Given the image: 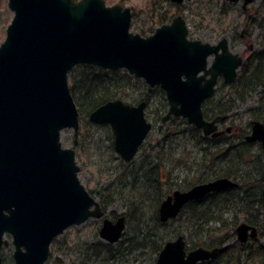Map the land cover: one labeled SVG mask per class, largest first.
<instances>
[{"label": "water", "instance_id": "water-1", "mask_svg": "<svg viewBox=\"0 0 264 264\" xmlns=\"http://www.w3.org/2000/svg\"><path fill=\"white\" fill-rule=\"evenodd\" d=\"M181 4L186 0H170ZM242 1L243 9L257 0ZM13 17L0 43V264L1 250L13 245L12 264H44L55 237L71 225L101 219L99 236L107 243L120 240L125 216L114 221L77 176L74 150L60 142L63 129L78 136L79 113L69 89L68 73L78 64L124 69L159 86L168 109L161 121L180 116L204 135H217L219 115L206 120L202 103L214 92L218 78L231 84L242 62L222 36L215 44L189 40L182 15L155 28L149 36L129 30L131 10L103 0H8ZM146 101L133 105L113 99L88 114L91 123L107 124L113 148L131 161L149 130ZM248 140L264 146V124L252 121ZM227 177L173 190L158 206L160 222L175 218L190 201L211 192L236 188ZM264 204V186L262 189ZM244 243L257 236L245 222L235 228ZM221 247L198 246L187 251L185 238L167 240L154 264H198L215 258Z\"/></svg>", "mask_w": 264, "mask_h": 264}, {"label": "rangeland", "instance_id": "rangeland-1", "mask_svg": "<svg viewBox=\"0 0 264 264\" xmlns=\"http://www.w3.org/2000/svg\"><path fill=\"white\" fill-rule=\"evenodd\" d=\"M7 1L8 0H0V43L4 40L6 27L13 17V12L8 8ZM103 1L106 6L120 4L122 7L130 8L134 16L131 17L129 30L145 37L144 35L146 34H143L142 29L149 27L147 20H150V15H153L150 14L152 9H154L152 6L153 4L151 5L148 0H125L124 2H120L119 0ZM224 1L225 0H186L181 3L182 7H180L179 11L181 12L179 14L186 20L188 27L187 38L189 40H200L203 43L208 42L210 44H215L218 39L225 36L228 39L230 51L240 55L244 46L237 39V35L241 30L240 25L244 24L246 21V14L241 15V1L233 3L225 1L227 4L224 3ZM260 1L261 0H257L250 3L247 6V11L250 14L251 12H255L260 6ZM161 5L163 7L162 10L171 9L173 11L171 20L173 17L179 15L175 14L176 5L171 6L165 1H163ZM227 6H229L230 9ZM171 20L165 23H170ZM158 26L160 25H153V31L147 34H152ZM250 42L253 43L255 50H260L256 39L250 40ZM78 65L74 66L68 74L70 84L73 76H79L81 75V71H83ZM92 66L94 67V73L104 75L105 79L116 83L122 93H127L126 98H119L125 103L135 105L142 100L149 89H154L150 88L143 79L129 74L124 69L111 70L94 65ZM112 71L120 72L115 74L112 73ZM123 72L128 74V82H124V78L121 76ZM96 74H94V76L100 79ZM79 79H81V76ZM232 91L233 88L231 84H226L222 80H219L211 96L213 102L219 101L225 105H233L232 110L227 114L224 123L220 124L219 129L224 130L230 126H238L239 128L248 130V121L251 116L252 108L254 107L255 94L249 95L243 101H240L234 100ZM163 93L164 92L161 93L157 89H154L150 93L151 99L149 101L145 99L147 102L145 118L151 123L152 128L137 154L130 162L122 161L119 154L111 147L113 146V134L110 126L107 124L98 125L91 123L88 120V116L86 117L85 115V118L79 122L76 143H74L75 138L72 129L67 128L61 131L60 142L62 147L72 148L74 150L75 163L79 167L77 172L78 179L99 203L100 195L107 193L105 190L107 185L111 181H116V179L118 180L119 178H123L128 184L134 187V190H130L129 188L127 191L130 193H127L134 194L135 196L133 197L135 199L142 201L146 197L152 196L154 190L150 188L147 177L145 178V168L140 165L141 163L144 165V163L159 162L155 159L156 153H159V144L165 146V150L167 151V155H165L166 160H164L166 168H162L159 173L163 180V191L168 187L171 188V190L184 189L190 182H200L199 179L209 174L211 169L217 170L220 166H224L223 163L221 164V162L218 161L214 164L211 160L212 156H209L208 153H204L202 149H205V146L208 144L207 138L205 139L201 130L188 123L185 118L171 116L165 122L161 121L162 116H164L168 109L165 94ZM163 100L166 101L165 107H163ZM161 110H163V112ZM165 134H168V136L166 142H163L162 138ZM230 134L231 131L225 132L222 137L227 138ZM226 148V145H224L223 148L221 147L220 154L223 155V150ZM149 152L150 154H148L147 157V153ZM226 157L228 161L232 159L231 154H227ZM208 162L210 163L208 164ZM245 165H247V168L243 166L242 179L257 180V174L250 173L249 163ZM140 167L142 171H139ZM128 174H133L136 177H130ZM118 186L119 185H113L111 188L112 190H118ZM125 197L129 199L126 193ZM126 199H117L110 202L104 211L105 216L110 219H114L113 213L117 214V216L120 214L125 216L126 226L119 241L107 245L106 250L104 248L102 252L96 254L100 245H105L107 243L100 238L98 233L101 226V219L89 218L80 225H71L67 227L63 233L53 239L49 249V256L44 264H82V262L84 264H154L158 253L151 251L149 247H141L138 243L151 242L154 239L160 241L161 238L162 240L164 239L163 242L173 239L174 232L179 230V223L167 222L157 230L152 228V224L148 222V219H146L143 224H139L132 217H126V214L129 213L128 200ZM148 203L152 206L151 204L153 201H148ZM148 203L145 202L144 204L148 205ZM261 213H264L263 206L262 209L259 210V218L261 219V231H259L264 233V215ZM147 215L148 213H146V216ZM189 235L190 234H184L186 242L193 239H189ZM220 235L221 232L218 231L212 233L215 239ZM5 237L8 240V246L2 249V263L12 264L11 255L13 252V245L11 244L10 236L5 235ZM205 239L207 241V238ZM221 245L227 247V251L231 250L230 248L234 250L238 248L239 258L238 253L234 251L236 258H238L235 264H258L259 258L256 257L253 260L246 258L247 248H264V234L256 239L248 240V247L241 248L243 244L239 243L236 239L235 232L231 231L228 240ZM227 255L228 252L223 258Z\"/></svg>", "mask_w": 264, "mask_h": 264}, {"label": "trees", "instance_id": "trees-1", "mask_svg": "<svg viewBox=\"0 0 264 264\" xmlns=\"http://www.w3.org/2000/svg\"><path fill=\"white\" fill-rule=\"evenodd\" d=\"M120 2H124L125 0H119ZM150 4L154 7L150 12V20H147L148 26L146 29L143 30V34H147L153 31V25H161L169 20H171L173 16V11L171 9L162 10L161 3L165 1L166 3L170 4L171 6L176 5L175 14H179L181 11L180 7L181 4H174L170 0H148ZM224 3H226L224 1ZM227 4V3H226ZM158 6V7H157ZM229 9L230 7L227 6ZM157 8V9H155ZM255 19L253 25L256 27L257 34L256 40L259 44L260 50L256 53V63L252 66V70L254 66L257 64L258 72L255 75L249 74L251 71L250 66H247V62H245L240 68L238 69V73L236 79L231 84L233 88L234 100L243 101L253 92H255L259 86L263 85L264 83V0L260 1V6L255 10ZM134 16V13H133ZM142 34V35H143ZM250 36V35H249ZM238 37V35H237ZM246 40H250L249 37H246ZM79 67L83 69L81 71V75L73 76L71 80V84L69 83L70 92L74 98L75 104L78 108L79 113V122L88 116V114L95 109L97 106L101 105L102 103L118 99V98H126L127 93H122L119 89V86L116 83H113L111 80H107L104 78V75H98L94 73V67L92 65L86 64H79ZM71 71H69L70 73ZM120 71H112V73L118 74ZM68 73V74H69ZM94 74L100 77L97 78ZM128 74L123 72L124 82L129 81ZM81 76V79L79 77ZM79 79V80H78ZM68 82H69V75H68ZM159 92H163L158 86L154 87ZM154 89H149L146 95L142 98V100L149 101L151 99V92ZM149 93V94H148ZM164 94V93H163ZM211 98V97H210ZM145 100V101H146ZM213 99H207L203 103V111L204 117L208 118L209 115H225L228 114L231 110L233 105L232 104H222L219 101L213 102ZM163 107L166 106V101L163 100ZM211 110L212 114L208 115V112ZM162 109V106H161ZM164 109V108H163ZM163 112V110H161ZM163 117V116H162ZM238 126H232L231 134L234 136L236 132L239 131ZM196 128V127H195ZM240 137L242 138L243 130L240 129L239 131ZM168 134H165L162 138L163 142H166ZM234 137H230L231 139ZM222 144H227V139ZM244 144V141H242ZM159 153H156V160L159 162L157 163H141V167H144L145 170V178L147 177V181L149 182L150 188L154 190V193L150 197H146L145 199L138 200L135 199L133 196L134 194H128L127 191L129 188L130 190H134V187L131 184H128L123 178L116 179V181H111L108 185L106 190V194L100 195L99 201L103 211H105L106 206L117 199H126L125 193L129 196L128 200V208L129 213L126 214V217H132L135 219L139 224H143V222L148 219V222L152 224V228L157 230L161 226L165 225L167 222H178L179 223V230L174 232V237L178 235L190 234V241L186 242V244L190 246V248L203 245L205 247H213L217 245H221L223 242H226L229 237V233L234 231L237 224L241 221H244L248 224L257 225V223L261 222L259 218V210L262 209V200L260 196L262 180H253V179H242L244 167L247 168L246 163H249V159L251 157V148L242 149V161L240 166V174L241 182H239L238 187L236 188H228L221 190L219 192H212L204 196L203 198L188 202L177 215V217L168 220L167 222H160L158 218V206L161 200L166 196L168 193L172 192L171 188H166L165 191L162 190L163 180L162 176L159 175L160 170L166 168V160L165 155H167V151L165 150V146L159 144ZM113 148V146H111ZM223 148V145H222ZM232 147H227L224 154L221 153V148L216 150V155H219L221 158L227 154L234 155V150L231 149ZM203 150V149H202ZM204 151V150H203ZM147 153V157H148ZM213 154V153H212ZM211 156L213 157V155ZM214 154V155H215ZM123 161V160H122ZM147 161V160H146ZM149 162V161H148ZM229 162H233L231 159ZM250 165V164H249ZM211 166V165H210ZM220 166V165H219ZM244 166V167H243ZM139 168V171H142V168ZM151 173V174H150ZM114 175V174H113ZM130 177H136L133 174H128ZM209 176V177H207ZM239 176V174H238ZM217 177H227V178H236L237 173L235 174L232 166L228 163H225L224 166H220L217 170L211 169L210 173L205 175L204 177L200 178V182H203L208 179H213ZM196 182V181H195ZM195 182L188 183L187 186L184 187L185 190L188 189L192 184ZM119 185L118 190H112L111 186ZM182 188V187H179ZM112 190V192H111ZM136 191V190H135ZM134 191V192H135ZM130 193V192H129ZM148 201H153L149 205ZM147 202L148 205L144 203ZM146 213L148 215L146 216ZM227 214V215H226ZM264 215V213H261ZM113 217L115 218L117 214L113 213ZM261 215V216H262ZM126 219V218H125ZM218 231L221 232V235L218 238H213L212 233ZM184 233V234H182ZM192 235V236H191ZM173 237V238H174ZM207 238V241L206 239ZM164 240V239H163ZM162 238L160 241L158 239H154L151 242H140L138 243L141 247H149L151 251L158 253L162 248L163 242ZM167 241V240H166ZM111 243H107L105 245H100L99 249L96 251V254L102 252V250H106L107 245ZM241 248H246L241 246ZM231 250L227 251L226 248L223 250L216 258L210 259L207 261L202 262L201 264H235L239 258V251L238 248L235 250L230 248ZM246 258L253 260L254 258H259L258 264H264V248L263 247H252L247 248ZM234 251L238 253V258L234 254ZM228 252V255L223 258V256ZM222 259V260H221ZM82 264H84L82 262Z\"/></svg>", "mask_w": 264, "mask_h": 264}, {"label": "flooded vegetation", "instance_id": "flooded-vegetation-1", "mask_svg": "<svg viewBox=\"0 0 264 264\" xmlns=\"http://www.w3.org/2000/svg\"><path fill=\"white\" fill-rule=\"evenodd\" d=\"M226 1V0H225ZM227 2V1H226ZM173 3V2H172ZM230 3V2H229ZM174 4H176V3H174ZM241 9H242V11L240 10V12H241V15L242 14H246V21H245V23L244 24H241L240 25V28H241V30H240V32H239V34H238V37H237V39L240 41V43L244 46V49L241 51L242 53L240 54V57L242 58V62H241V64L238 66V68H237V73H238V69L240 68V66H242L245 62H247V66L249 65L250 66V68H251V71H250V73L249 74H251V75H256L257 74V72H258V69H257V64L254 66V68H253V70H252V66L256 63V60H255V57H256V53H257V50H255V47H254V45H253V43H251L250 42V40L252 41V40H255L256 39V34H257V30H256V27L253 25V22H254V17H255V13L253 12H251V14L247 11V9L248 8H246V9H243V7H242V5H241ZM131 15H132V17H133V12H131ZM163 24H168V23H163ZM162 25V24H161ZM147 35H149V34H146V35H144V36H147ZM187 35H188V33H187ZM250 35V36H249ZM246 37H249L250 38V40H246ZM219 40V39H218ZM246 41H248V42H246ZM257 41V40H256ZM228 45H229V43H228ZM237 76V75H236ZM236 79V78H235ZM219 80H222L221 78H218V80H217V82H216V85H217V83L219 82ZM223 81V80H222ZM216 85H215V87H216ZM156 87V86H155ZM159 87V86H158ZM150 88H154V87H150ZM160 88V87H159ZM161 89V88H160ZM252 94H255V103H254V107L252 108V111H251V116H250V119H249V121H248V130H245V129H243V128H240L241 130H243V135H242V138L240 137V133H239V131H240V129H239V131L238 132H236V134L233 136L232 134H230V136L229 137H227V138H224V137H222L223 136V134L225 133V132H229V131H231V129H232V127L230 126V127H228V128H225L224 130H220L219 129V126H220V124L221 123H224V121H225V119H223V120H220L218 123H217V128L215 129V131H217V135H212V133L211 134H208V135H204L203 133V136H204V138L206 139L207 138V142H208V144L205 146V149H203L204 150V153L206 154V153H208V155L210 156L212 153L213 154H215L216 153V150H219L221 147H222V145L224 146V145H226L227 147H232L231 149L232 150H234V155H232V160H233V162H229L228 161V158L224 155L223 157H219V155H213V157L211 158V160H212V162L215 164L216 163V161H218V162H221V164L223 163L224 165H225V163H228L229 165H231L232 166V169L234 170V172H235V174L237 173V177L236 178H233V177H231L230 179H232V180H234V181H236L237 183H238V185H239V182H241V176H242V174H240V166H241V161H242V153H241V151H242V149H247V148H251V151H250V153H251V157H250V159H249V167H250V173L252 172L253 174H257V176H258V178H257V180H262V183H260L259 185H261V191H260V196H261V200H262V205H263V208H264V204H263V199H262V189H263V186H264V146H263V143L260 141V140H248V139H246V136L248 135V134H250V132H251V129H252V121H258V122H260V123H263L264 124V83H263V85H261V86H259L258 87V89L255 91V92H253ZM251 94V95H252ZM212 95H213V93H212ZM211 95V96H212ZM210 96V97H211ZM210 97L209 98H207V99H210ZM206 99V100H207ZM206 100H204V102L206 101ZM141 101H145V100H141ZM140 102V101H139ZM138 102V103H139ZM203 102V103H204ZM137 103V104H138ZM203 103H202V109H203ZM136 105V104H135ZM146 105H147V102H146ZM145 108H146V106H145ZM211 110H212V108L210 109V111L208 112V115L209 114H212L211 113ZM144 114H145V110H144ZM203 115H204V112H203ZM224 115V114H223ZM226 115V117H227V114H225ZM216 116H219V115H214V116H211V115H209V117L208 118H205L206 120H212L213 118H215ZM195 127V126H194ZM151 128H152V125H151ZM197 128V127H196ZM197 129H199V128H197ZM151 130V129H150ZM150 130H149V132H150ZM199 130H201V129H199ZM148 132V133H149ZM202 132V131H201ZM112 134H113V132H112ZM148 135V134H147ZM230 137H234V138H232L231 139V141H234V142H230V140H229V138ZM114 138V137H113ZM146 138V137H145ZM225 139H227L228 140V142H226L227 144H222L223 142H225L226 140ZM145 140V139H144ZM242 141H244V144H242L243 142ZM144 142V141H143ZM143 142H142V144H143ZM141 144V145H142ZM141 145H140V147H141ZM246 146H248L247 148H245ZM139 147V148H140ZM139 148H138V150H139ZM219 148V149H218ZM138 150H137V152H138ZM225 152V151H224ZM137 154V153H136ZM133 160V159H132ZM131 160V161H132ZM125 162V161H124ZM130 162V161H129ZM207 163V162H206ZM210 162H208V164H209ZM220 165V164H219ZM223 166V165H222ZM238 174H239V176H238ZM214 179V178H213ZM209 180H212V179H208V180H205V181H209ZM256 180V179H255ZM205 181H203V182H205ZM191 183V182H190ZM197 183H199V182H196V183H194V184H197ZM194 184H192V185H194ZM224 190V189H223ZM219 192V191H218ZM212 193V192H211ZM121 215V214H120ZM119 216V215H118ZM118 216H116L114 219H112L113 221L118 217ZM177 217V216H176ZM125 221H126V219H125ZM241 222H244V221H241ZM241 222H239V223H241ZM238 223V224H239ZM246 223V222H245ZM237 224V225H238ZM248 224V223H247ZM250 225H252V224H250ZM261 225V222L260 223H257V225H253V226H255L256 227V230H257V236L255 237V238H252V239H256L257 237H259V236H261L262 234H264V233H261L260 231H261V229H260V226ZM236 228V227H235ZM260 230V231H259ZM234 232H235V229H234ZM236 234V233H235ZM175 238V237H174ZM185 238V237H184ZM237 239V238H236ZM248 240H251V238H248ZM248 240L246 241V242H244V243H241V244H243V247H248L247 246V242H248ZM107 243V242H106ZM225 243V242H224ZM240 243V242H239ZM185 244H186V240H185ZM198 246H203V245H198ZM198 246H195V247H198ZM217 246H219V245H217ZM195 247H192V248H190L187 244H186V249H187V251L188 250H190V249H193V248H195ZM203 247H205V246H203ZM213 247H215V246H213ZM213 247H206V248H209V249H211V248H213ZM220 247H221V250H220V252L218 253V255L223 251V250H225L227 247H225V246H223V245H220ZM217 255V256H218ZM216 256V257H217ZM215 257V258H216ZM214 259V258H213ZM210 260V259H209ZM207 261V260H206ZM202 262H204V261H202ZM202 262H199L198 264H201Z\"/></svg>", "mask_w": 264, "mask_h": 264}]
</instances>
